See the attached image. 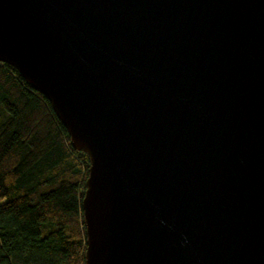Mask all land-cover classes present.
<instances>
[{"label":"water","instance_id":"1","mask_svg":"<svg viewBox=\"0 0 264 264\" xmlns=\"http://www.w3.org/2000/svg\"><path fill=\"white\" fill-rule=\"evenodd\" d=\"M0 62L89 155L85 264H264V0H0Z\"/></svg>","mask_w":264,"mask_h":264},{"label":"trees","instance_id":"2","mask_svg":"<svg viewBox=\"0 0 264 264\" xmlns=\"http://www.w3.org/2000/svg\"><path fill=\"white\" fill-rule=\"evenodd\" d=\"M89 165L50 99L0 62V264H85Z\"/></svg>","mask_w":264,"mask_h":264}]
</instances>
